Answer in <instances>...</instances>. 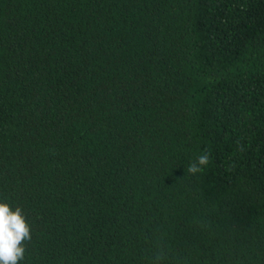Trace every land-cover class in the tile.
Returning a JSON list of instances; mask_svg holds the SVG:
<instances>
[{
	"label": "trees",
	"instance_id": "trees-1",
	"mask_svg": "<svg viewBox=\"0 0 264 264\" xmlns=\"http://www.w3.org/2000/svg\"><path fill=\"white\" fill-rule=\"evenodd\" d=\"M0 198L21 264H264V0H0Z\"/></svg>",
	"mask_w": 264,
	"mask_h": 264
},
{
	"label": "clouds",
	"instance_id": "clouds-1",
	"mask_svg": "<svg viewBox=\"0 0 264 264\" xmlns=\"http://www.w3.org/2000/svg\"><path fill=\"white\" fill-rule=\"evenodd\" d=\"M210 163V154L205 150L189 163V176L202 175ZM32 241V225L24 211L0 198V264H21L26 258ZM173 254L163 237L154 238L148 257L150 264H169ZM185 264L187 262L185 261Z\"/></svg>",
	"mask_w": 264,
	"mask_h": 264
}]
</instances>
